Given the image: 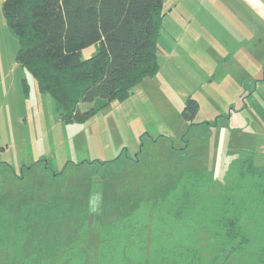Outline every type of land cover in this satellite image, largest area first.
<instances>
[{
	"label": "trees",
	"instance_id": "trees-1",
	"mask_svg": "<svg viewBox=\"0 0 264 264\" xmlns=\"http://www.w3.org/2000/svg\"><path fill=\"white\" fill-rule=\"evenodd\" d=\"M2 11L20 43L18 62L67 122L128 99L160 68L163 0H4ZM92 45L95 53L84 58ZM98 98L101 106L81 108ZM198 108L190 94L182 115L192 122ZM160 189L152 211L142 200L126 216L128 225L102 220L98 264H137L152 239L150 257L161 264H264V164L254 152L232 161L222 179L207 169L189 171ZM5 193L1 187L0 264H86L79 215L87 199L56 188L46 196ZM66 231L76 234L65 237Z\"/></svg>",
	"mask_w": 264,
	"mask_h": 264
},
{
	"label": "rangeland",
	"instance_id": "rangeland-1",
	"mask_svg": "<svg viewBox=\"0 0 264 264\" xmlns=\"http://www.w3.org/2000/svg\"><path fill=\"white\" fill-rule=\"evenodd\" d=\"M3 1L0 0V188L2 194L6 195L7 190L14 196L30 191L46 196L54 188L71 190L87 200L93 192L101 193L100 212L91 213L86 208L79 215L84 213L81 226L86 223V264H98L104 219L126 226L130 219L126 216L148 199L151 212L159 186L164 193L186 172L203 169L222 179L232 161L251 152L258 163L264 164V71L258 66L247 76L245 70L230 69L225 62L221 72L229 73L228 78L212 80L216 68L211 61L215 60L212 41L206 38L201 44L197 40L192 46L182 38L172 42L162 18L158 51L162 71L159 68L154 76L145 77L128 99L113 100L83 122H67L55 110L51 94L39 87L34 73L18 62L20 43L8 26ZM259 35L256 32L250 46L263 51L264 39L260 40ZM219 41L217 48L221 44L227 47L226 43L239 45L232 37ZM170 46L177 50H172L168 60L166 50ZM185 49L188 50L184 52ZM95 51V45L88 46L83 49V57ZM190 94L199 104L192 122L182 115ZM102 101L98 98L82 102L81 108L99 107ZM85 160L93 162L74 164ZM106 160L109 162L98 163ZM52 170L60 173L54 175ZM81 230L79 227L78 238L82 237ZM68 232L62 235L71 238L76 234ZM113 236L110 233V238ZM156 242L159 246L157 235ZM150 248L155 249L154 239L137 264H161L152 261ZM133 262L128 259L126 264H136Z\"/></svg>",
	"mask_w": 264,
	"mask_h": 264
},
{
	"label": "crops",
	"instance_id": "crops-1",
	"mask_svg": "<svg viewBox=\"0 0 264 264\" xmlns=\"http://www.w3.org/2000/svg\"><path fill=\"white\" fill-rule=\"evenodd\" d=\"M162 12L163 24L172 42H179V38H182L186 39L187 45L190 43L192 46L197 40L201 44L206 42V38L212 41V57L215 56V60L211 61L216 64L212 80L228 78L229 73L223 70L225 75L221 72L225 62L230 64V69L236 67L241 72L245 70L247 76L257 66L264 71V50L250 46L256 38V32L260 34V40L264 39V0H163ZM230 37L236 38L239 45L232 47L226 43L225 47L220 43L221 48H217L219 40L224 42ZM200 42L196 48H199ZM172 50L177 49L170 46L166 50L168 60ZM225 51L227 56L223 57ZM162 69L160 66V71Z\"/></svg>",
	"mask_w": 264,
	"mask_h": 264
},
{
	"label": "clouds",
	"instance_id": "clouds-1",
	"mask_svg": "<svg viewBox=\"0 0 264 264\" xmlns=\"http://www.w3.org/2000/svg\"><path fill=\"white\" fill-rule=\"evenodd\" d=\"M102 195L99 192H93L88 199V210L91 213H98L101 210Z\"/></svg>",
	"mask_w": 264,
	"mask_h": 264
}]
</instances>
